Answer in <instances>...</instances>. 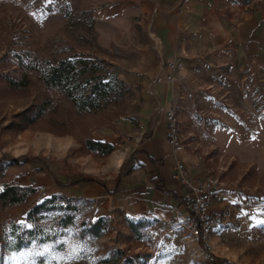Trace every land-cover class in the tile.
Segmentation results:
<instances>
[{
  "label": "rangeland",
  "instance_id": "obj_1",
  "mask_svg": "<svg viewBox=\"0 0 264 264\" xmlns=\"http://www.w3.org/2000/svg\"><path fill=\"white\" fill-rule=\"evenodd\" d=\"M79 3L0 0V190L5 185L35 189L24 204L0 203V237L12 222H24L34 203L55 194L67 195L79 182L112 180L115 172L110 169L109 156L88 153L85 141L115 138L123 120L138 129L140 117H145V88L128 86L119 79L121 72L105 59L106 40L99 38L92 11ZM78 57L93 62L96 73L110 82L107 95L95 108L81 110L75 102L91 89L96 73L79 74L71 84L70 96L45 83L51 68ZM250 91V108L245 106L243 111H234L233 104L223 100L217 103L237 117L241 113L244 118L238 120L248 130L231 137L234 143L228 149L195 147L202 139L221 144L227 136L202 134V115L196 107L184 111L189 122L185 126L182 110L177 108L184 146L189 143L202 153L214 170L213 178L224 187L250 196L247 200L259 210L255 217L216 228L203 246L187 229L173 223L181 214L168 220H137L117 212L100 213L91 201L82 200L77 225L67 228L57 242L6 252L4 264H99L118 251L131 259L127 264H264V224L260 223L264 221V117L259 113L264 104L253 98L259 92L263 95L264 87ZM39 108L44 109L43 115L35 119ZM133 141L134 136L125 132L119 148ZM246 142L251 145L244 150ZM99 217L107 222L104 236L80 237L81 223ZM130 221H146L148 226L140 237L130 231Z\"/></svg>",
  "mask_w": 264,
  "mask_h": 264
},
{
  "label": "crops",
  "instance_id": "obj_2",
  "mask_svg": "<svg viewBox=\"0 0 264 264\" xmlns=\"http://www.w3.org/2000/svg\"><path fill=\"white\" fill-rule=\"evenodd\" d=\"M79 4L92 11L99 38L106 40L105 59L116 65L119 79L128 86L145 88L148 106L138 129L123 120L115 138L99 139L116 148L107 157L113 179L75 180L79 183L61 195L91 201L100 213L117 212L137 220L184 215L186 188L177 164L183 163L196 183L214 177V170L189 143L180 149L168 144L167 112L179 105L186 126L184 111L200 108L202 134L228 138L221 144L202 139L197 148L228 149L234 143L231 137L248 133L238 120L244 118L241 113L237 117L218 104L223 100L233 104L234 111H243L250 108V88L264 87V0H80ZM167 62L176 64L172 82L166 79ZM253 98L264 104L262 92ZM259 110L264 117V106ZM125 132L135 141L120 149ZM246 143L244 150L251 145ZM152 180L159 187H153ZM223 190L225 200L214 203V210L251 202L237 188Z\"/></svg>",
  "mask_w": 264,
  "mask_h": 264
},
{
  "label": "trees",
  "instance_id": "obj_3",
  "mask_svg": "<svg viewBox=\"0 0 264 264\" xmlns=\"http://www.w3.org/2000/svg\"><path fill=\"white\" fill-rule=\"evenodd\" d=\"M96 70L95 64L88 59L82 57L68 58L51 68L44 79L48 86L58 88L70 96L71 84L79 74L95 75ZM91 79L96 82L93 83L87 93L83 94L79 101L75 102L76 106L81 110H85L87 107L95 108V103L99 102L108 93L107 88H109L110 82H105L103 76H99L96 73ZM91 79H88V81H91ZM43 112L44 109L39 108L35 119L43 115ZM84 148L88 153L97 154L101 157L110 156L116 149L109 142L93 138H88L85 141ZM88 181L97 182L93 179ZM151 183L153 187H159L157 181L152 180ZM34 192L35 189L28 187L5 185L0 190V203L6 206L21 205L26 203ZM80 204H82L81 199L57 194L34 203L33 207L26 213V220L24 222H12L5 234L0 237V264H4L6 252H18L34 244L42 245L57 242L59 238L65 235L67 228L77 225L76 216L81 212ZM146 226H148L146 221L129 222L130 231L137 237L144 233ZM106 230V220L103 217H99L94 221H83L79 235L80 237L100 239L104 236ZM140 257V255L137 256V258ZM121 261L127 264L131 262V259L127 258L123 251H118L106 259H101L99 264H118Z\"/></svg>",
  "mask_w": 264,
  "mask_h": 264
},
{
  "label": "built area",
  "instance_id": "obj_4",
  "mask_svg": "<svg viewBox=\"0 0 264 264\" xmlns=\"http://www.w3.org/2000/svg\"><path fill=\"white\" fill-rule=\"evenodd\" d=\"M167 80H175L173 72L176 69L174 62H167ZM168 70L170 72H168ZM177 106H173L166 115L167 140L173 149L184 147V137L180 129V118ZM179 178L186 188L183 202L186 213L179 219L172 220L174 224L188 230L192 237L201 245L208 243L216 228L233 222H243L246 216L255 217L258 206L252 202H237L229 207L214 210L213 204H221L225 200L223 184L213 177L196 183L190 176L187 167L179 162L176 167Z\"/></svg>",
  "mask_w": 264,
  "mask_h": 264
},
{
  "label": "snow or ice",
  "instance_id": "obj_5",
  "mask_svg": "<svg viewBox=\"0 0 264 264\" xmlns=\"http://www.w3.org/2000/svg\"><path fill=\"white\" fill-rule=\"evenodd\" d=\"M260 223L264 224V221H261ZM29 227H31V225H29Z\"/></svg>",
  "mask_w": 264,
  "mask_h": 264
}]
</instances>
